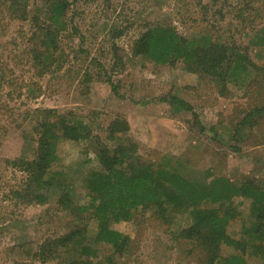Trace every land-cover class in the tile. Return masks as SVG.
Returning a JSON list of instances; mask_svg holds the SVG:
<instances>
[{"label": "rangeland", "instance_id": "rangeland-1", "mask_svg": "<svg viewBox=\"0 0 264 264\" xmlns=\"http://www.w3.org/2000/svg\"><path fill=\"white\" fill-rule=\"evenodd\" d=\"M68 2L67 26L57 35V49L50 50L52 62L40 65L36 54L44 50L45 28L56 26L51 2L0 0V264H110V256L116 264H209L208 245L187 236L195 222L189 201L141 207L133 220L112 223L129 238L122 254L96 242L98 221L83 209L91 201L86 183L102 168L103 147L113 153L118 143L130 141L141 164H164L197 185L224 178L240 189L249 183L264 188V114L235 135L244 115L264 107V0ZM158 25L190 41L209 37L217 48L228 45L232 60L246 56L248 73L229 75L221 91L193 63L157 64L136 54L139 39ZM169 94L193 105L204 135L194 128L191 112L159 101ZM59 115L84 123L91 135L59 146L52 167L66 175L68 185L43 186L42 204L27 196L25 162L38 159L42 124ZM115 120L128 124L130 140L112 134ZM234 138L240 151L229 146ZM235 206L240 215L228 233L242 241L244 228L254 222L252 201L239 192ZM62 238L72 242L70 253L45 259L47 247ZM88 245L96 252L83 253ZM234 245L222 242L216 264H227ZM247 249L248 263L264 264L251 245Z\"/></svg>", "mask_w": 264, "mask_h": 264}, {"label": "trees", "instance_id": "trees-1", "mask_svg": "<svg viewBox=\"0 0 264 264\" xmlns=\"http://www.w3.org/2000/svg\"><path fill=\"white\" fill-rule=\"evenodd\" d=\"M52 4L51 13L56 26L49 25L45 33V39L41 40L44 52L36 54V60L40 65L52 62L50 50L57 49V35L67 26L65 16L70 6L68 0H49ZM264 43V39L262 40ZM229 47L225 44L215 47L209 37L200 41H190L181 36L176 30L166 26H154L150 28L136 43L135 53L149 56L157 64H168L177 60H186L189 64L196 65L203 76L210 77L217 83L227 85L226 78L238 76L240 73H248V66L244 60L246 56H237L234 60L229 55ZM46 54V55H45ZM234 62V64H233ZM200 65V66H199ZM201 67V68H200ZM112 89L119 95V89L111 82ZM174 107L176 112L187 111L193 114V126L201 134H205L206 128L202 124L199 115L194 111L193 105L188 101L169 94L159 99ZM264 114V107L256 108L244 115L239 120V128L236 136L239 137L241 128L254 125L256 120ZM42 134L39 140L38 159L25 162L26 171L30 173V191L27 196H35L37 201L45 203L47 198L39 192L43 186L57 185L66 188L68 185L65 174L62 171H54L53 164L59 161V146L63 141H81L91 134L84 123L74 124L69 122L63 115L57 116L54 122L42 124ZM112 134L118 138L128 139L130 128L122 120H115L112 124ZM120 142L113 153L103 147L99 153L102 168L93 171L89 175L86 188L90 197L89 204L83 206L85 211H93V217L98 221V232L95 241L113 246L115 252L123 253L128 246V236L117 229L112 228V223L133 220L141 207L167 203L175 207L185 205L187 201L192 204L191 213L194 217V225L188 228L187 236L199 239L209 247L207 260L209 264H216L222 257L220 246L222 242L227 245L235 244L236 252L226 259L227 264H251L245 259L248 246L254 248L255 254L264 260V188L248 186L237 188L230 180L216 178L209 185H197L192 179L181 175L179 170H170L161 164L157 169L151 164H141L137 161L136 147L129 145L130 141ZM237 140L229 144L230 148L240 151ZM25 161L18 159L17 163ZM53 170V171H51ZM225 181L224 183H222ZM38 187V188H36ZM68 191V190H67ZM66 191V192H67ZM241 195L251 199V213L254 222L244 228L246 236L242 241L234 240L228 233V227L236 219L240 212L235 206L236 197ZM204 203L203 206H200ZM210 204V205H209ZM209 205V206H207ZM54 241V247H47V258L69 254L67 243L72 242ZM77 243H73L75 246ZM56 246H64L59 251ZM82 252L89 254L92 246H82ZM110 264H116L113 256L109 258ZM70 264H83L84 261L71 260ZM87 264H96L91 260Z\"/></svg>", "mask_w": 264, "mask_h": 264}]
</instances>
